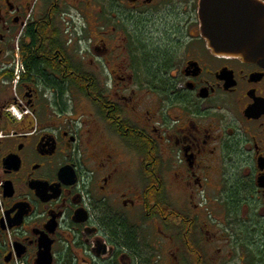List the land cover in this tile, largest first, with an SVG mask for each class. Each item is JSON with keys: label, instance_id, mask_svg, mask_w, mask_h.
Returning <instances> with one entry per match:
<instances>
[{"label": "flooded vegetation", "instance_id": "obj_1", "mask_svg": "<svg viewBox=\"0 0 264 264\" xmlns=\"http://www.w3.org/2000/svg\"><path fill=\"white\" fill-rule=\"evenodd\" d=\"M239 1L0 0V264H163L160 239L264 264V58L219 46L264 0Z\"/></svg>", "mask_w": 264, "mask_h": 264}, {"label": "water", "instance_id": "obj_2", "mask_svg": "<svg viewBox=\"0 0 264 264\" xmlns=\"http://www.w3.org/2000/svg\"><path fill=\"white\" fill-rule=\"evenodd\" d=\"M238 3L252 5L253 2L250 0H241ZM256 19L251 13L244 14L241 17H238L235 13L230 16L229 19L225 20V24L229 25L230 23V33L226 32L219 34V38L223 41L227 39L226 42L220 44L221 48H224L229 54L237 55L242 58L256 59V57L264 58V46L256 44L258 41L264 44V11L260 9L256 15ZM224 21V20H223ZM220 20L218 22L219 27ZM233 22H237V25L232 26ZM208 24V38L210 40L211 46H216L214 41L219 39L217 35H212L213 22L211 20L207 21ZM223 27H220L222 29ZM234 31H232V29ZM235 38V39H234ZM259 45V47H258ZM63 171L60 172L62 174Z\"/></svg>", "mask_w": 264, "mask_h": 264}, {"label": "rangeland", "instance_id": "obj_3", "mask_svg": "<svg viewBox=\"0 0 264 264\" xmlns=\"http://www.w3.org/2000/svg\"><path fill=\"white\" fill-rule=\"evenodd\" d=\"M88 14L92 15V11H88ZM88 22H90L91 27L97 24V21H95V18L93 16L89 17ZM74 109H75L76 114L74 116H71V118L75 119V117H77V119H79L77 120V122L84 121V123L88 122L89 125L107 124L106 121L99 116L97 109L95 110V108H92V106H90L86 98L85 99L78 98L77 103H75ZM54 119H59V118L56 117ZM162 242L163 241L160 239V242H159L160 252L162 253V255H164L163 264H173L172 257L168 253L169 247L168 245H166L167 243L162 244Z\"/></svg>", "mask_w": 264, "mask_h": 264}, {"label": "built area", "instance_id": "obj_4", "mask_svg": "<svg viewBox=\"0 0 264 264\" xmlns=\"http://www.w3.org/2000/svg\"><path fill=\"white\" fill-rule=\"evenodd\" d=\"M19 67L22 68V64L19 63ZM23 69V68H22ZM19 76L17 75L16 78H18Z\"/></svg>", "mask_w": 264, "mask_h": 264}]
</instances>
